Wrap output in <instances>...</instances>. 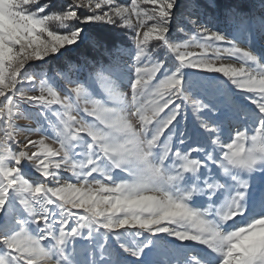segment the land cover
<instances>
[{
	"label": "snow or ice",
	"instance_id": "obj_1",
	"mask_svg": "<svg viewBox=\"0 0 264 264\" xmlns=\"http://www.w3.org/2000/svg\"><path fill=\"white\" fill-rule=\"evenodd\" d=\"M258 3L0 0V264H264Z\"/></svg>",
	"mask_w": 264,
	"mask_h": 264
},
{
	"label": "rangeland",
	"instance_id": "obj_2",
	"mask_svg": "<svg viewBox=\"0 0 264 264\" xmlns=\"http://www.w3.org/2000/svg\"><path fill=\"white\" fill-rule=\"evenodd\" d=\"M222 0H219V2H221ZM246 1V2H245ZM43 2V0H42ZM130 2V0H129ZM237 2L239 3H243V4H240L238 7L240 9H242L243 11L247 12L249 10L253 11V12H258L259 11V3H258V0H238ZM55 3L57 5H59L60 3H62V0H55ZM229 5H233V4H229ZM235 6V5H233ZM217 14H219V9L216 10ZM52 28H56V25H52L51 26ZM224 63H229V62H232L231 61V58H226L224 61ZM217 76H221V78L227 80V78H224L222 77V74H215ZM157 81H153V83H156ZM121 91H124V92H128V89L127 88H122ZM32 95H40V92H39V87L37 86V90L33 93H30ZM152 99V96L149 95L147 97L144 98V101L145 103H148L149 100ZM115 103V101H110L109 102V106H112L113 104ZM60 106L59 105H54L53 108H59ZM187 114H188V119H189V123L192 122V110L191 108L189 107L187 110ZM73 114H76V113H73ZM83 117L88 119L89 121H93L94 118L93 117H88L86 113H82ZM163 115V114H162ZM80 118V116H78V119ZM16 124L18 126H20L21 128H36L37 127V124L35 123V121L33 120H29L27 118H24V117H20L16 120ZM252 132H251V129L249 128L248 129V135L249 137L251 136ZM54 137H55V132L51 129H49L47 131V133L45 134L44 136V139H45V143L49 146H51L52 148H58L59 147V144L55 142L54 140ZM25 138H30V139H33V140H36V139H40L41 136L38 135V134H35V133H29L27 131H22L20 133V135L17 137L18 140H25ZM244 146L245 148L247 147H250L251 144H250V139L249 140H245L244 141ZM15 147H19V145H16ZM31 151H36V149H33V148H29V152L31 153ZM28 175V173L26 172V176ZM65 176H70L71 174L70 173H64ZM95 175V174H94ZM39 176L38 173H34L32 172L31 173V178L32 179H35ZM76 211V210H74Z\"/></svg>",
	"mask_w": 264,
	"mask_h": 264
},
{
	"label": "trees",
	"instance_id": "obj_3",
	"mask_svg": "<svg viewBox=\"0 0 264 264\" xmlns=\"http://www.w3.org/2000/svg\"><path fill=\"white\" fill-rule=\"evenodd\" d=\"M238 0H222L220 2L221 5H229V4H233L235 6H239L240 4H243V3H239L237 2ZM246 2V1H245ZM222 9H219V12L221 11Z\"/></svg>",
	"mask_w": 264,
	"mask_h": 264
}]
</instances>
